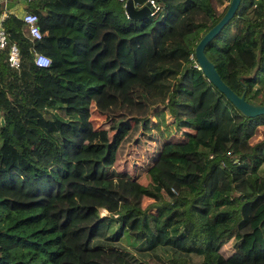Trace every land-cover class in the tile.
<instances>
[{
	"label": "trees",
	"instance_id": "1",
	"mask_svg": "<svg viewBox=\"0 0 264 264\" xmlns=\"http://www.w3.org/2000/svg\"><path fill=\"white\" fill-rule=\"evenodd\" d=\"M154 1L143 20L125 0L23 2L39 40L3 21L21 67L0 53V264H264V115H241L194 56L231 0ZM204 52L264 105V0H241ZM159 106L183 138L160 141Z\"/></svg>",
	"mask_w": 264,
	"mask_h": 264
},
{
	"label": "water",
	"instance_id": "2",
	"mask_svg": "<svg viewBox=\"0 0 264 264\" xmlns=\"http://www.w3.org/2000/svg\"><path fill=\"white\" fill-rule=\"evenodd\" d=\"M241 0H231L229 7L222 16V18L209 29V31L201 38L195 47V61L199 69L206 77L209 83H211L225 98L239 111V113L245 117L254 118L264 115V105H257L245 100V95L238 96L233 92L220 78L218 72L215 69L214 64L205 55V47L221 32V30L229 23V21L235 15ZM125 13L128 18L133 20H143L150 16L151 7L148 3L141 8L136 9L134 7L133 0H125L124 4ZM0 122L3 125V119L0 118Z\"/></svg>",
	"mask_w": 264,
	"mask_h": 264
},
{
	"label": "built area",
	"instance_id": "3",
	"mask_svg": "<svg viewBox=\"0 0 264 264\" xmlns=\"http://www.w3.org/2000/svg\"><path fill=\"white\" fill-rule=\"evenodd\" d=\"M19 1L28 2V1H33V0H19ZM147 3L152 9L150 12V16H153L155 13H157L160 10L159 5L154 0H148ZM8 16H14L18 18L27 28V31L31 38H33L34 40L41 39L42 34L38 27V17L36 16V14L31 13V12H24L21 16H18L15 14L9 15V14L4 13L2 16H0V53L5 48L8 47V35L2 25L3 21ZM33 57H34L33 62L35 66L39 68H46L50 65V59L42 53L34 52ZM7 62H8V65L13 69L18 70L21 67V59L19 56V51L17 49V46L14 43H12L8 47Z\"/></svg>",
	"mask_w": 264,
	"mask_h": 264
},
{
	"label": "rangeland",
	"instance_id": "4",
	"mask_svg": "<svg viewBox=\"0 0 264 264\" xmlns=\"http://www.w3.org/2000/svg\"><path fill=\"white\" fill-rule=\"evenodd\" d=\"M212 1L213 4L216 6L217 10L219 12H222L226 4V0H212ZM21 3L24 5V7L26 6V3L23 2ZM91 114H92L91 122L93 126L98 129L104 127V118L101 117L99 114H97V112L94 110H92ZM152 115H153L152 119L154 121V130L161 142L162 141L164 142L167 139L180 140L181 138L184 137L183 132H181L175 127L172 115L168 109L159 106L155 110H153ZM105 214L106 213L104 210L100 211V215L103 216ZM263 215H264V208H261L258 219H260Z\"/></svg>",
	"mask_w": 264,
	"mask_h": 264
},
{
	"label": "crops",
	"instance_id": "5",
	"mask_svg": "<svg viewBox=\"0 0 264 264\" xmlns=\"http://www.w3.org/2000/svg\"><path fill=\"white\" fill-rule=\"evenodd\" d=\"M2 1V11L0 16H2L4 13L9 15H18L21 16L24 12V5L19 0H0Z\"/></svg>",
	"mask_w": 264,
	"mask_h": 264
}]
</instances>
